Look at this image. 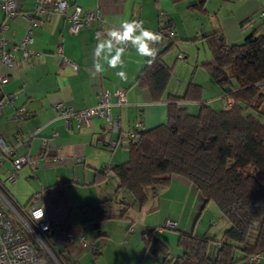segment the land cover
Here are the masks:
<instances>
[{"label":"crops","instance_id":"0c3cea01","mask_svg":"<svg viewBox=\"0 0 264 264\" xmlns=\"http://www.w3.org/2000/svg\"><path fill=\"white\" fill-rule=\"evenodd\" d=\"M177 1L76 0L83 9L99 7L103 18V29L96 31L93 25L70 33L69 21L65 15H54L50 19L40 17L39 25L32 32V43L29 47L32 52L25 60L21 48L17 45L26 32L28 21L20 14L9 17L0 9V38L7 46H16L13 52L15 66L8 69L0 64V74L8 77L7 83L0 87V102L5 103L8 94L14 96L8 105L4 104L0 107V136L9 146H13L17 139L25 143V147L20 145L17 149H13V153L0 155L3 159L0 166V180L3 181L5 174L9 172L10 160L24 149L33 157L47 154L48 156H44L45 160L37 167L23 166L19 169L16 180L11 184L5 183L8 184L6 188L22 209L26 210L33 204H41L45 207L48 216L56 220V227L59 230L74 231L84 235L88 243L90 239L97 246L104 245L103 249L101 246L100 254H105L99 260H96L97 256H94L90 250L73 251L72 255L76 260L85 253L92 254V258L89 260L86 258L84 264H91L93 260V264L96 262L125 264L128 261L142 264L144 252L148 248L152 251L157 243L164 245L167 252L173 249L178 254L180 250L177 247L176 232L161 231L160 227L166 219L171 218L176 220L178 228L185 229L184 220H181L184 208L176 210L170 207L167 214L161 215L157 210L159 209L158 193L156 196L149 195L143 205L139 204L144 211L140 230L138 227L131 230L132 221L125 224L127 230L123 240L125 238L126 241L121 240V234L113 235L109 228L110 219L96 222L90 218L88 208L95 207L102 199H112L117 193L122 194L123 199L134 201L129 193H123L125 188L118 187V180L112 167L114 164L128 160L126 139L133 132L137 122L142 123L145 128H152L166 120V102L162 99L153 100L148 87L139 82V75L147 57L138 55L135 47L127 46L122 57L123 68H109L107 61L101 57L99 62L104 71L99 74L95 72L93 52L98 43L96 33H106L108 29L113 26L118 27L125 20L142 21L144 28L157 33L160 20L164 19H170L173 24L175 38L188 41H206L201 36L219 30L227 43L238 44L256 28L260 32L264 31V0H206L204 12L191 8L187 10L194 0H189L187 7L183 6V8H181L182 0H179L180 3ZM34 2L35 0H16V6L21 12L31 11ZM193 11L198 14L197 20L186 24L185 17L190 16ZM204 14L206 17L203 16ZM163 43L164 39L156 45L160 46ZM58 48H61L62 56L77 64L76 69H72L68 64L63 65ZM180 54L178 53V57ZM204 57L203 61L210 59L205 54ZM165 62L168 64L167 60ZM118 71H123L125 78L118 77L116 75ZM189 81L191 78L186 85ZM195 81L194 83L203 84L200 79ZM208 83L214 88V92L223 98L221 86L216 82L219 85L216 87L213 85L216 83L209 78ZM117 88L125 90L126 101L122 105L111 106V117L118 121L116 127L109 120L95 115L90 118L87 126L80 127L76 126L73 119H70L68 124L61 119H54L53 106L57 102L73 110H82L93 106L102 90ZM176 89L169 86L168 82V92L181 94L184 90ZM202 100L210 105L209 99L202 97ZM223 100H225L223 108L228 107L230 103L224 98ZM215 101L217 103V100ZM184 104L191 107L195 102L184 101ZM19 108H22L24 118L15 123L12 115ZM54 156L60 160L51 162L50 157ZM37 183H40V189L37 188ZM176 185L187 184L168 185L169 188L164 189L163 193H168L171 197L175 196ZM70 186H72L71 191L87 188L92 192L90 196L83 198L81 196L74 200L80 210V218L78 217L80 224L91 226L87 236L83 234L81 227L72 224L74 222L70 214L72 206L67 192ZM149 200L150 203H147ZM200 202L201 198L198 199V204ZM200 213L198 212L196 217ZM128 214L126 218H130ZM120 229L123 230L121 225ZM148 229L151 231V237L148 236L146 240L144 234ZM207 230H213V227L208 226L205 231ZM100 241L102 242L99 245ZM143 242L145 247L140 255V245ZM132 243L136 249L139 248L136 253L127 249L126 244ZM121 248L129 253V257L123 258L121 254H117L123 251ZM240 262L242 263L238 264H245L244 261Z\"/></svg>","mask_w":264,"mask_h":264},{"label":"trees","instance_id":"16d2710c","mask_svg":"<svg viewBox=\"0 0 264 264\" xmlns=\"http://www.w3.org/2000/svg\"><path fill=\"white\" fill-rule=\"evenodd\" d=\"M205 1L194 0L189 6L204 12ZM173 31L170 19L160 20L157 33L164 43L156 45L155 60L149 63L147 58L139 75L152 99L166 102V120L135 130L126 139L128 160L112 167L118 187L143 205L159 187L180 176L201 194V210L212 201L225 218L220 236L213 230L184 231L176 222L173 231L180 252L169 257L161 243L152 250L164 255V264H264V258L248 262L250 254L264 252V31L256 28L238 44L227 43L219 30L201 36L210 51L202 65L231 103L218 109L202 100L198 83L189 81L181 94L167 91L172 65L163 55L178 41ZM184 101L197 102V110L189 111ZM0 189L23 211L1 182ZM121 203L118 216L126 218L130 203ZM87 210L96 222L115 217L110 198ZM37 250L43 264H54ZM91 252L95 256L101 250ZM54 253L59 264H78L65 249L55 248Z\"/></svg>","mask_w":264,"mask_h":264},{"label":"built area","instance_id":"2783aa9c","mask_svg":"<svg viewBox=\"0 0 264 264\" xmlns=\"http://www.w3.org/2000/svg\"><path fill=\"white\" fill-rule=\"evenodd\" d=\"M0 9L9 17L17 14L23 16L28 25L26 32L17 47L21 48L23 60L32 52L29 48L32 43V32L39 25L38 18L44 17L50 19L54 15L63 14L69 21V32L75 33L85 26H93L96 31L103 29V18L99 7L94 9H83L76 0H35L31 11L21 12L16 6V0H0ZM16 46H7L5 41L0 38V64L10 69L15 66L14 50ZM58 54L62 58L63 65L68 64L72 69L77 68V64L61 55V48H58ZM8 77L0 74V87L6 84ZM12 94L6 95V102H0V107L8 105ZM126 101L125 90L117 88L114 90L104 89L98 94L97 102L86 109L73 110L71 107L64 106L61 102L54 104V119H61L68 124L73 119L76 126H87L92 116H98L109 120L114 127L118 121L112 119L110 109L112 105H122ZM13 121L24 118L22 108H19L12 115ZM142 123L135 124L130 137L134 136L135 130L143 129ZM24 141L16 140L13 146H9L0 136V155L4 153H13V149L18 146H24ZM25 147V146H24ZM47 154L33 157L28 150L24 149L13 157L9 172L5 175L2 184L11 183L16 180L19 169L23 166L37 167L44 161ZM51 162H57L60 158L50 157ZM3 163L0 157V166ZM24 211V212H23ZM19 210L15 207L7 196L0 189V264H43L40 261L38 250H42L54 264H59L54 253L55 248H62L73 253L76 249L99 251V246L94 243H88L86 237L80 233L68 230H59L56 227V220L49 217L46 209L41 204H33L26 210ZM43 218H41V213ZM175 226V220L167 219L166 224ZM46 226V228H45ZM149 232V231H148ZM264 258V252L252 253L248 256L249 263H258ZM128 264V263H126Z\"/></svg>","mask_w":264,"mask_h":264},{"label":"rangeland","instance_id":"374dc122","mask_svg":"<svg viewBox=\"0 0 264 264\" xmlns=\"http://www.w3.org/2000/svg\"><path fill=\"white\" fill-rule=\"evenodd\" d=\"M181 1V0H180ZM180 1L178 0L177 3H180ZM189 0H182L181 2V8H183V6L187 7L186 4H188ZM191 8V6L187 7V10H189ZM198 14L196 12H192L190 14V16L185 17V23H190L193 22L195 20H197V16ZM204 17H206V14L203 15ZM200 22V21H199ZM203 41V42H202ZM178 53H181L178 57ZM204 54L207 55L208 57H210V51H209V47L208 44L205 40H197V41H188V40H182V39H178V41L176 42V44L174 45V47L170 48L168 51H166L164 53V58L165 60H167L168 64L172 65V74L171 77L169 79V86H172L173 88H179L181 90H183L184 86H186V83L188 81L189 78H191V81L196 82L195 80H201V82L203 84L202 85V90H201V98H207L209 99L210 105L213 108H223V106H225V100H223V98H221L220 96H218L215 92H214V88L212 86H210V83H208V78L212 81H214V83H216V81L212 78V76L210 75V72L206 70V68L202 65V61L205 60ZM204 57V58H203ZM213 85H218L213 84ZM217 87V86H216ZM219 87V85H218ZM178 90V89H176ZM215 93V95H214ZM217 100V103L216 101ZM214 101V103L212 102ZM195 102V101H194ZM212 103V104H211ZM218 103L220 105H218ZM230 103V102H228ZM231 104V103H230ZM195 107V108H194ZM198 104L197 102H195V105L193 106H189L187 105V108L189 111L191 112H195L197 110ZM6 175V174H5ZM55 180V179H54ZM58 180V178H56V181ZM176 183H186L187 185H176L174 187V191H175V196L171 197L168 193L164 194V189L169 188L168 185L171 184H176ZM11 184V183H10ZM166 186H161L158 188V195L157 197H159V209H157L158 211H160L161 215H165L168 213V209L171 207V209H176V210H180L181 208H184V215L182 216L181 220H184V228L183 230L185 231H194L196 233L198 232H203L206 230V228H208V226L213 227V231L212 234H214V231L217 233L218 236L221 235V233L223 232L225 225H223L224 222V217L221 216L220 211L218 210L217 206L215 205L214 202L210 201L207 203V205L201 210L202 207V201L203 199L201 198V194L195 189L194 185L191 182H188L187 180H185L184 178L180 177V176H175L172 181ZM5 186H8L5 185ZM37 188L40 189V183H37ZM72 190V186L69 187L68 189V193H69V202L71 203L72 209H71V218L74 221L72 224L78 227H81V231L84 232L83 234H85L87 236V234L89 233V229H91V226L88 225L87 227L85 225L80 224V220H79V207H77V203H74L75 198H80L82 196V198L84 196H90L91 195V191L90 189H76L75 191H71ZM70 191V192H69ZM127 191V192H126ZM123 193H129V195L132 197V194L128 191V190H124ZM201 198V202L198 204V199ZM113 201H112V205H113V212L115 215L119 214V211L122 207V203L121 200H125L127 202L130 203L129 206V217L131 218H120V217H113L110 219V224H109V228L112 231L114 236H118L121 234V240L122 241H126V239L124 237V234H126V230H125V224L130 223V221H132V227L131 230L135 227H138V230H140V225L141 222L143 220L144 217V211L141 210L140 205L135 202L132 201L131 199H123L122 194H116L113 196ZM133 199V198H132ZM150 203V200L149 202ZM197 204V207H196ZM145 208V206L143 207ZM201 210V213L198 217L197 214L198 212ZM79 217V218H78ZM171 219V218H168ZM77 220V221H76ZM173 220V219H172ZM165 222V221H164ZM163 222V223H164ZM162 223V224H163ZM120 225L123 228L120 229ZM161 231L163 230H167V231H173L174 226H172L171 224V220H170V224H166V222L160 227ZM146 232V231H145ZM146 237H148V234L145 233L144 234ZM146 239V238H145ZM89 243H93L92 240L88 239ZM129 240V238H128ZM147 240V239H146ZM152 241V240H151ZM102 241H100L98 244L100 245ZM129 243V241H128ZM145 242H143L140 245V250L141 253L140 255L143 253V249ZM151 245V243L149 244V246ZM102 249L104 247V245H101ZM101 246L100 250H101ZM127 249L129 252H137L139 250V248H135L134 244H129L127 245ZM148 248V247H147ZM123 251L118 252L117 254H121L123 256V258H127L129 257V253L125 252L124 248H121ZM169 252V253H168ZM168 256L169 257H173L175 256L177 253L176 251H174L173 249H170L168 251ZM105 253L102 254H97V258L96 260H99L101 257H103ZM158 254V255H157ZM91 255V256H90ZM156 257V258H155ZM86 258L89 260L90 258H92V254L89 255L88 254H84L81 258L79 257V259L77 260V262L80 263H85ZM164 255L160 254V253H152V251L148 248L143 256L142 259L144 260L142 262V264H164L163 261ZM242 261V260H240ZM236 262L235 264L238 263H242V262ZM89 262V261H88ZM128 263L130 264H136L133 261H128ZM95 264H102V263H95Z\"/></svg>","mask_w":264,"mask_h":264},{"label":"clouds","instance_id":"9594fccd","mask_svg":"<svg viewBox=\"0 0 264 264\" xmlns=\"http://www.w3.org/2000/svg\"><path fill=\"white\" fill-rule=\"evenodd\" d=\"M137 32L139 33L138 35L136 34ZM96 39L98 43L93 52L94 68L95 72L99 74L104 71V68L99 62L101 57L107 61L109 68H123L124 61L122 57L128 45L135 47L138 55L149 58L148 62L152 63L157 55V49L154 45L159 44L163 40V36L160 33L144 28L142 21L125 20L122 21L118 27L113 26L108 29L106 33L97 32ZM116 75L120 78H125V73L123 71L116 72ZM43 214L42 212L41 218H43ZM146 233L151 237L150 229H148ZM146 239H148V237Z\"/></svg>","mask_w":264,"mask_h":264}]
</instances>
